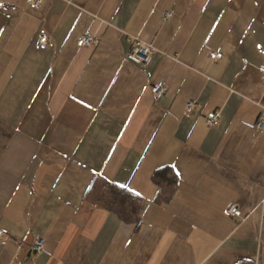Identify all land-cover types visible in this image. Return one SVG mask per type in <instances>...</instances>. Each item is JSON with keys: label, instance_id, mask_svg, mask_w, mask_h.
<instances>
[{"label": "crops", "instance_id": "crops-1", "mask_svg": "<svg viewBox=\"0 0 264 264\" xmlns=\"http://www.w3.org/2000/svg\"><path fill=\"white\" fill-rule=\"evenodd\" d=\"M2 1L0 264H264V0ZM96 176L143 197L139 223L88 199Z\"/></svg>", "mask_w": 264, "mask_h": 264}, {"label": "trees", "instance_id": "trees-1", "mask_svg": "<svg viewBox=\"0 0 264 264\" xmlns=\"http://www.w3.org/2000/svg\"><path fill=\"white\" fill-rule=\"evenodd\" d=\"M157 186L156 200L169 201L177 188L178 176L172 165L157 168L152 174ZM87 197L116 213L123 221L139 223L143 197L127 187L96 176L87 190Z\"/></svg>", "mask_w": 264, "mask_h": 264}, {"label": "built area", "instance_id": "built-area-1", "mask_svg": "<svg viewBox=\"0 0 264 264\" xmlns=\"http://www.w3.org/2000/svg\"><path fill=\"white\" fill-rule=\"evenodd\" d=\"M28 3L38 7L41 5L42 0H28ZM4 5V1L0 0V7ZM172 14L171 11H168L164 14V19L169 17ZM48 36L42 35L39 39L40 44L42 46L47 44ZM95 40V36L93 34H85L78 40L79 46L89 45L92 44ZM154 50V46L152 43L147 41H142L138 38L134 39V43L128 52V58L136 63H147L151 58V54ZM209 56L211 59H216L222 56L221 50H211L209 52ZM262 75L264 77V66L260 67ZM151 91L155 98H159L167 91V85L164 82H158L151 86ZM195 106V101L191 100L188 102L186 106V112L189 113L193 110ZM220 118V112L213 111L207 114L206 122L209 125H215L218 123ZM257 127L260 129H264V119H260L257 123ZM226 212L236 218L241 217L242 212L239 206L236 203H230L226 209ZM3 235V230L0 228V238ZM45 248V238L38 237L34 243L31 245V249L33 251H42Z\"/></svg>", "mask_w": 264, "mask_h": 264}]
</instances>
